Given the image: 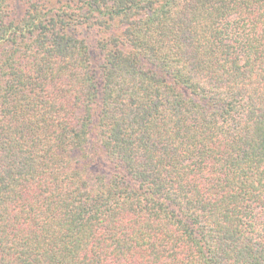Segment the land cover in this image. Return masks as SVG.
<instances>
[{
  "label": "trees",
  "instance_id": "obj_1",
  "mask_svg": "<svg viewBox=\"0 0 264 264\" xmlns=\"http://www.w3.org/2000/svg\"><path fill=\"white\" fill-rule=\"evenodd\" d=\"M0 264H264V0H0Z\"/></svg>",
  "mask_w": 264,
  "mask_h": 264
}]
</instances>
